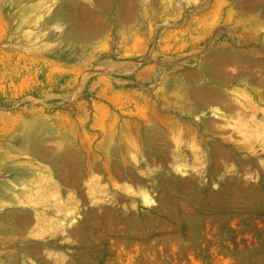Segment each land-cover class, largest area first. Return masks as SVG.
I'll return each mask as SVG.
<instances>
[{"label": "rangeland", "instance_id": "obj_1", "mask_svg": "<svg viewBox=\"0 0 264 264\" xmlns=\"http://www.w3.org/2000/svg\"><path fill=\"white\" fill-rule=\"evenodd\" d=\"M255 63L264 0H0V264H264Z\"/></svg>", "mask_w": 264, "mask_h": 264}, {"label": "bare ground", "instance_id": "obj_2", "mask_svg": "<svg viewBox=\"0 0 264 264\" xmlns=\"http://www.w3.org/2000/svg\"><path fill=\"white\" fill-rule=\"evenodd\" d=\"M99 3H101L99 1ZM132 3V2H130ZM133 8L134 5H132ZM129 7V8H128ZM128 7H125L124 10H122L121 12V15H119V24L122 26V25H125L129 19H132V15H133V10H132V7L130 9V6ZM70 8V7H69ZM73 8V7H72ZM82 8L81 7H75V11H76V14L78 16V19L80 22L79 25L81 26L82 24L85 26L87 25L86 29H89L88 31L91 32V35L93 36V32H92V26L94 27L93 23L95 20L94 16L90 15V14H86L84 11L81 10ZM106 9V8H105ZM103 9V10H105ZM136 9V8H135ZM65 10V9H64ZM63 11V10H62ZM67 11V10H66ZM74 11V12H75ZM65 12V11H64ZM63 13V12H62ZM102 18V17H101ZM205 23V22H204ZM207 23V22H206ZM205 23V24H206ZM129 24V23H128ZM210 24V23H209ZM79 26V27H80ZM90 27V28H89ZM91 36V37H92ZM95 38V37H94ZM223 54L219 57V60L221 59V61H218L217 63H220L222 66L224 63L225 65L226 64H232L231 66H233L236 70H237V73L233 76L229 75L228 73H223L222 71L218 72L216 74L215 77H217V80L221 83H226V82H229L228 80H231L232 78H238V77H241V76H246V74H248V78H254L253 75H251L250 71L251 69L253 68L252 67V63L250 60H236V59H232L231 57V54L228 52V50H223ZM227 66V65H226ZM254 68H255V72L257 74V72H260L261 74H264V63H261V64H253ZM230 67V66H229ZM232 69V68H231ZM234 73V71H233ZM248 81V80H247ZM242 84V83H241ZM192 95V94H191ZM264 92H260L258 94V98H260L261 101H264ZM187 97H191V96H188L185 92H179L177 95H176V99L177 102H178V105L182 107L185 106V100H187ZM193 98L199 103V105H196L194 106V108H200L201 106H203L204 104L206 105H217V106H220V107H224L226 108L228 111H231L235 109H238L240 108L242 111H240V113L238 114H243L245 117L248 116L247 115V112L241 108V107H237V106H233V104L231 103V101H229L227 99V97H225V95L221 94V93H218V92H215L211 89H199L194 91V94H193ZM252 99V98H251ZM189 100V99H188ZM244 100H247V99H244ZM176 102V101H175ZM249 105V99L246 101L245 103V106L247 107ZM243 106V107H245ZM211 107V106H210ZM245 107V108H246ZM223 108V109H224ZM249 108V107H248ZM247 108V109H248ZM197 109V110H198ZM222 110V109H221ZM239 111V110H238ZM255 115L253 113V116L251 115L250 116V125L253 126V125H258L256 124L255 122ZM245 119V118H244ZM245 128V127H244ZM145 201H147L148 203H153V199L150 198V197H147L145 196ZM73 220V219H72ZM55 221V220H54ZM27 222V221H26ZM25 225V224H24ZM20 226V225H19ZM20 228V227H19ZM41 228V227H40ZM18 229V228H17ZM36 230V229H35ZM9 235V234H8Z\"/></svg>", "mask_w": 264, "mask_h": 264}]
</instances>
